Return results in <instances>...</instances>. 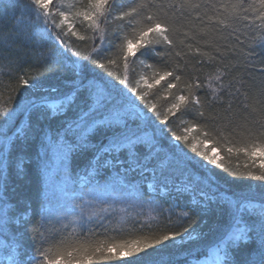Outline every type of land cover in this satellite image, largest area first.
Here are the masks:
<instances>
[{"label": "snow or ice", "instance_id": "6c2138e0", "mask_svg": "<svg viewBox=\"0 0 264 264\" xmlns=\"http://www.w3.org/2000/svg\"><path fill=\"white\" fill-rule=\"evenodd\" d=\"M9 9L0 264H176L170 247L209 235L177 258L264 264V0H0ZM33 148L36 208L8 195ZM213 167L261 183L233 191ZM210 211L208 232L189 227Z\"/></svg>", "mask_w": 264, "mask_h": 264}, {"label": "trees", "instance_id": "16d2710c", "mask_svg": "<svg viewBox=\"0 0 264 264\" xmlns=\"http://www.w3.org/2000/svg\"><path fill=\"white\" fill-rule=\"evenodd\" d=\"M4 3H15V0H3ZM21 30H23V25L19 26ZM0 28L4 29L5 32L10 33L12 37L16 38V32L13 31L17 28L16 23V17L11 9L5 13L4 11L0 10ZM75 40V38H72ZM49 45L45 44V48H47ZM83 54H86L87 49L84 45H81L79 49ZM23 52H31V49L29 47H23ZM44 70V69H42ZM139 71V69H138ZM121 75L123 74V68L120 69ZM50 75L55 76L57 73L53 71L50 73ZM7 82V81H5ZM13 87H15V84H13ZM159 87V86H157ZM23 90V89H22ZM9 95L15 96L16 94L14 92H11L10 90H4L2 96H0V108L6 107L9 103H12L13 101H9L8 97ZM175 130L178 132V134H183V130L181 128H177L174 125ZM200 129H194L193 133H189L190 138L195 136L197 140L201 138ZM210 149L214 148L216 145L214 142L209 141L207 142ZM90 155V153L88 154ZM226 156V154H222L221 158ZM87 157H77L73 160V169H77L79 167H82L84 163H86ZM50 162V161H49ZM226 165H229V161L227 159L224 160ZM241 164H243V157L241 154V160L239 161ZM236 159L235 157L232 158L230 166L235 168ZM37 159L35 154V148L31 149L26 158H25V167L28 170V174L23 179H17L16 175L13 173L9 176L8 181V195L13 201H21V200H27L31 201L33 208L38 207L39 205V196L41 189L43 187V182L41 176L37 172ZM212 167V166H209ZM212 171L215 173H219L220 177L226 178L228 180L227 187L231 188L233 191H239L243 186L245 185H259L261 182L259 181H251V180H239L234 181V179L230 176H228L227 173L222 172L220 169L212 168ZM220 184L224 185V180H220ZM239 186V187H238ZM181 203H183L181 201ZM22 207V205H21ZM214 213L210 211L208 215H201L197 216L195 218V222L191 224L189 227L195 228L197 232H208L209 228L211 227L213 220H214ZM136 234L132 233H121L117 236L115 242H120V239H129L134 238ZM211 241V235H209L205 240L198 241L193 240L191 242H187L183 245L176 246V247H170L167 252H170L173 254V259H175L176 264H186V261L182 259H178L179 253H187L188 251H191L192 249H195L199 247L201 244L209 243ZM171 245V242H169ZM207 259V256H201L200 259ZM238 259H243V255L238 257Z\"/></svg>", "mask_w": 264, "mask_h": 264}, {"label": "rangeland", "instance_id": "374dc122", "mask_svg": "<svg viewBox=\"0 0 264 264\" xmlns=\"http://www.w3.org/2000/svg\"><path fill=\"white\" fill-rule=\"evenodd\" d=\"M199 147L201 148V150H208L209 151V154L211 155L212 152H211V149L209 148L208 144L205 143V144H200ZM56 164H57V161L55 160V158L53 157L50 162H49V166H50V171L52 172V174L55 176V168H56ZM55 179L58 181L59 180V177L58 176H55ZM206 259V258H205ZM204 260V259H203Z\"/></svg>", "mask_w": 264, "mask_h": 264}]
</instances>
